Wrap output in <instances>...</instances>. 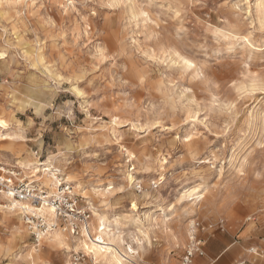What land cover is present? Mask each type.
<instances>
[{"label": "rangeland", "instance_id": "rangeland-1", "mask_svg": "<svg viewBox=\"0 0 264 264\" xmlns=\"http://www.w3.org/2000/svg\"><path fill=\"white\" fill-rule=\"evenodd\" d=\"M48 171L125 264L243 260L220 254L264 217L259 0H0V264L84 250L36 242L4 192Z\"/></svg>", "mask_w": 264, "mask_h": 264}, {"label": "built area", "instance_id": "built-area-1", "mask_svg": "<svg viewBox=\"0 0 264 264\" xmlns=\"http://www.w3.org/2000/svg\"><path fill=\"white\" fill-rule=\"evenodd\" d=\"M3 187L4 192L23 205L20 213L36 242L56 229L69 231L71 236L80 240L96 238L90 229L93 210L90 204L74 191L70 182L57 180L52 187H45L32 181H19L14 184L11 179H7ZM42 207L50 209V215L41 211ZM193 251L202 253L199 248H190L184 256L185 262L190 261ZM70 264L99 263L90 252L82 250L72 252ZM234 264H244V260Z\"/></svg>", "mask_w": 264, "mask_h": 264}, {"label": "bare ground", "instance_id": "bare-ground-1", "mask_svg": "<svg viewBox=\"0 0 264 264\" xmlns=\"http://www.w3.org/2000/svg\"><path fill=\"white\" fill-rule=\"evenodd\" d=\"M259 4H260V6H262L264 8V1L259 0ZM46 173L48 174V177L51 179L50 181H53V180H55V182L57 181V178L55 177V175H56L55 172L48 171ZM127 176H128L129 181H131L133 176L130 175L129 173L127 174ZM51 183H53V182H51ZM6 194H7V197H9V199H10L9 202L12 204V207H15V206L19 207L22 205L21 203L17 202L15 200V198L10 196L8 193H6ZM192 194L197 195L198 193H192ZM192 194H190V195H192ZM197 196H201V194L197 195ZM22 207H23V205L20 208H22ZM131 207L135 208V204L132 203ZM40 210L47 213V214L50 213V209L45 208V207H42ZM93 214H94V216L97 215V222H96L95 228L97 229V232L99 234L96 236L95 239H93V238H90L89 240L83 239V240H87V241H81V242H79V245L82 247V249L86 250L87 252H90L93 255L94 259L99 261V262L101 261V262L107 263V264H125L123 262L122 255L119 253L117 248L113 246V244L111 242L112 238H110L111 237L110 227L107 224V220H106L105 215L99 214L95 211ZM90 229H91V227H90ZM56 230H58V229H56ZM56 230H54L53 232L48 234V236H47L48 243H50V244H52V243L53 244H55V243L56 244H63V242L66 240L65 235H63V233H62L64 231L61 230L62 231L61 232V231H56ZM105 236L107 237V239L109 241H107V242L104 241ZM249 250H251L254 253V248H249ZM131 251L133 252V250H131Z\"/></svg>", "mask_w": 264, "mask_h": 264}, {"label": "crops", "instance_id": "crops-1", "mask_svg": "<svg viewBox=\"0 0 264 264\" xmlns=\"http://www.w3.org/2000/svg\"><path fill=\"white\" fill-rule=\"evenodd\" d=\"M239 235L242 239V250L230 249L229 246L221 251L220 256L225 254L227 260L234 262L236 261L233 259L242 258L245 264H264V217L261 222H249L244 225ZM249 248H254V253Z\"/></svg>", "mask_w": 264, "mask_h": 264}]
</instances>
